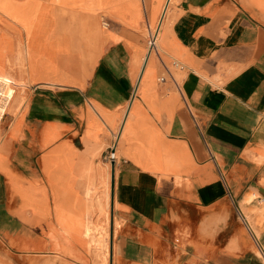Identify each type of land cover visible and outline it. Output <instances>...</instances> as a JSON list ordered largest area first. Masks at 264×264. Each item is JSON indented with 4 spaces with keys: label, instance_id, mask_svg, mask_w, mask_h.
Wrapping results in <instances>:
<instances>
[{
    "label": "crops",
    "instance_id": "0c3cea01",
    "mask_svg": "<svg viewBox=\"0 0 264 264\" xmlns=\"http://www.w3.org/2000/svg\"><path fill=\"white\" fill-rule=\"evenodd\" d=\"M52 5L0 19L26 95L0 123V264H264V1L140 0L88 64L70 31L45 45Z\"/></svg>",
    "mask_w": 264,
    "mask_h": 264
},
{
    "label": "rangeland",
    "instance_id": "374dc122",
    "mask_svg": "<svg viewBox=\"0 0 264 264\" xmlns=\"http://www.w3.org/2000/svg\"><path fill=\"white\" fill-rule=\"evenodd\" d=\"M10 2H13L17 5H22L28 3L29 0H0V19L4 21L6 20L5 22H7V24L9 23L11 24L14 21L22 24L21 21L22 17L15 13V11L12 9L13 7ZM139 2L140 0H65L63 4H66L65 6H67L66 7L67 9L68 7H70L71 12L70 14L61 13L59 14V16L57 15L56 12V4L52 3L53 5L51 4L52 5L51 10L53 11H51V14H53L52 16H55L57 18V21L52 22L51 24L52 26H54V30L59 31L61 30V28H63L64 31L65 28L66 31L71 32V36L75 41L72 53H76L83 50L82 53L83 60L86 64H88L94 60L96 53L100 47L101 33L102 32L105 34L107 33V29L105 28L103 29L101 23L99 22V18L101 19V16H103L104 18L105 16H110V15H118V16L123 15L124 12L134 7L133 4ZM51 5L41 3L37 7V14L35 15V18H33L34 24H36L38 21L44 20L45 17L49 16L48 14L44 16V14L48 13V10L51 8ZM72 20H74V23L71 22ZM46 23L49 25L47 21ZM102 24L104 26H107L108 21L103 20ZM146 35H147L148 43L145 46V48L141 50L142 56L145 54L150 43V34L148 35L147 31H146ZM27 37H28V33H27ZM45 41H46L45 37L39 39V43H45ZM88 46L91 48V50L93 51L97 50V51L87 52L86 47ZM11 48L14 49V46H12V44L9 43L5 38V35L1 33L0 34V79H2L3 81H5V78H9L11 80H23L22 78L15 77L6 68V64H8L9 66H13L17 61L21 63L20 51L17 58L6 56L7 51H9V49ZM159 50H164L163 46L161 48H158V52ZM40 51L46 52L45 55L49 54V52H47L46 50V47L44 46L40 47ZM54 59L57 58H53V60ZM177 60L185 64V61L179 58H177ZM61 61H63V59ZM170 66L172 67L173 72H175L177 76L181 78V74H183V72L180 71L181 69H177L175 67L176 65L171 63ZM58 67L62 70L60 65ZM21 88L22 87L15 88L9 82H6L4 85H0V101H4V103H8L9 101L7 112H11L14 110L18 112L20 106L24 104L22 103V98L26 96L25 94H23V92L25 93V87H23L22 89ZM30 91H31L30 88L26 89V94L29 95ZM2 109L3 107H1V110ZM107 233L109 236V231ZM107 233H104L103 236L107 235Z\"/></svg>",
    "mask_w": 264,
    "mask_h": 264
},
{
    "label": "bare ground",
    "instance_id": "6f19581e",
    "mask_svg": "<svg viewBox=\"0 0 264 264\" xmlns=\"http://www.w3.org/2000/svg\"><path fill=\"white\" fill-rule=\"evenodd\" d=\"M59 2L61 4H63L65 2V0H29L28 3L26 4H22V5H17L13 2H10L12 5V9L15 11L16 14L20 15L21 17L34 22L33 18H35V15L37 14V7L41 4V3H45V2ZM264 1V0H263ZM167 4V3H166ZM168 5V4H167ZM165 12V11H163ZM62 13V12H61ZM162 22V21H161ZM155 31V30H154ZM69 31H66L64 28H61V32L58 33L56 35V37L53 38V40H49L45 43V45L47 46H51V45H60L65 43V41L68 38ZM157 36H158V40H159V35H157V33L154 34L153 40L151 43H155L157 41ZM151 39V38H150ZM159 42V41H158ZM153 47V46H152ZM150 52V51H149ZM150 55V54H149ZM5 81H9L7 78H5ZM5 81H3L2 79H0V85L5 84ZM176 81V80H175ZM14 86H18L19 82L15 81V80H11L10 81ZM109 195V194H108ZM106 196V194H105ZM107 197V196H106ZM109 203V202H108ZM106 204V203H105ZM90 230V229H89ZM91 232V231H90ZM105 247V246H104ZM107 247V245H106ZM107 250V249H106ZM107 253V251L105 252ZM108 256V255H107ZM106 257V255H105Z\"/></svg>",
    "mask_w": 264,
    "mask_h": 264
},
{
    "label": "built area",
    "instance_id": "2783aa9c",
    "mask_svg": "<svg viewBox=\"0 0 264 264\" xmlns=\"http://www.w3.org/2000/svg\"><path fill=\"white\" fill-rule=\"evenodd\" d=\"M153 44H155V43H153ZM164 77L165 76H161V79H164ZM9 98H11V97H9ZM8 103H9V101H8ZM8 103H4V101H0V123L3 119V117L5 116V114L7 113ZM1 107H3L2 110H1ZM119 133H120V130L115 131L113 133L112 142L110 143L108 151L104 154V158L107 161L113 162L118 157L117 148H118L119 136H120Z\"/></svg>",
    "mask_w": 264,
    "mask_h": 264
}]
</instances>
